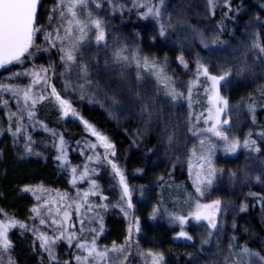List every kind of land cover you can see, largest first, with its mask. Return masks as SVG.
I'll use <instances>...</instances> for the list:
<instances>
[{"label":"snow or ice","instance_id":"obj_1","mask_svg":"<svg viewBox=\"0 0 264 264\" xmlns=\"http://www.w3.org/2000/svg\"><path fill=\"white\" fill-rule=\"evenodd\" d=\"M111 2V0H110ZM164 0H160V4L148 5L143 2L137 3L134 0L133 7L137 9L142 19L151 17L159 26V37L165 38L169 28L174 25L169 21L166 23L163 19L162 5ZM216 0H207L208 10L214 13L216 8ZM86 8V0H58L53 9L48 15L49 24L47 27H38V0H0V69H7V66L14 64H23L27 57H32L33 53L30 51L34 46L43 48L47 51L48 48L42 45H35L34 38L39 34H44L46 45L52 48L58 47L59 59L64 71L60 76L65 79L63 91L68 92L72 87L71 81L66 76L71 73L75 76L78 82L76 87L80 89L78 95L81 100L88 99L89 103H100L109 115L115 118V110L111 105H106L102 101L96 99L94 94H89L86 86L93 84L90 78V72L95 67L99 69V64L90 65L84 59L83 47L89 39L90 27L95 28V43L97 47L101 42L106 43L105 25L100 19L90 21H82L78 17L77 8ZM96 7L100 8L101 4L96 3ZM223 8L226 11L223 13L224 17L231 18L232 0H224ZM143 9V11H141ZM66 10V11H65ZM58 13V17H57ZM91 15V14H89ZM58 19L60 22L54 27L53 20ZM259 22V16L256 17ZM182 23V22H181ZM61 29L63 34L61 35ZM224 29L223 21L221 22L218 32ZM55 33V35L53 34ZM191 33L194 39H199L200 44L207 48L208 41L205 39L204 33L198 28L192 27ZM259 35V34H254ZM212 44L224 43L217 34L212 40ZM259 50L260 55H264V45L259 39L252 42L251 49ZM127 46L116 49L112 53V63L120 66V75L123 78L126 75V70L133 65L136 68V81L139 83L144 79L145 74L150 75L156 82V93L164 92L166 97H169L173 103L183 98V93L178 91L174 83H170L171 77L167 75V58L163 63H159L155 58L149 56H141L139 48H135L130 54ZM247 53H245V56ZM177 61L185 69L188 64L184 59L183 54L177 56ZM107 61L105 67L107 68ZM247 69L245 67L239 68L237 75L244 73ZM52 72L55 76V67H33L25 69L23 72L12 73L7 80L9 83H0V108L8 109L7 116V134L13 139L14 146L21 137L24 140V151L21 157L24 156H40V152H34L32 145L35 141L28 133L30 126L33 131L39 126L45 133L52 136V147L55 149L53 160L57 162V168L60 171H67L69 174L68 183L72 189L75 190V195L69 192H60L58 189H50L44 185H25L20 189L23 193H31L36 200V203L29 209V220L39 221V225L28 224L20 221L12 215H9L5 210L0 209V264H16L15 259L11 255L13 251V243L10 239L9 233L13 229H19L21 235L24 233H31L34 237L33 250H36V241H39L38 249L41 253H47L48 264H58V257L56 254V246L59 242L67 244L68 248H75L74 252L70 253L71 259L65 260L64 264H72V260L76 264H113L115 257H122L119 264H130L129 255L131 252L132 232L135 229L136 233L141 230L139 219L134 221L130 219L131 213L129 210L133 208L132 194L130 187L126 181L124 171L115 162L113 157L116 156L115 145L110 138L98 131L90 122L85 120L77 112L71 99L66 98L57 90L54 80L50 79L48 73ZM222 74L214 75L210 68L200 62L197 58V79L203 75L211 87H205L204 91L207 94L208 104L207 117L204 118V124L210 125L201 129L189 128L194 136L200 133H209L211 136L223 141V151L226 153H233L240 147L238 139H229L225 131L221 129L220 116L227 108L229 101L220 95L219 87L222 81L228 80L232 75L231 68L221 69ZM24 77L29 79L27 85H20L13 81ZM82 81V83H80ZM195 81L188 85L189 98L191 97L192 86ZM99 84L97 82V91ZM8 94L12 101L16 104V111L9 109V100L4 98L2 94ZM76 94V93H73ZM261 94L264 95V89H261ZM107 96V93H105ZM112 100V105L120 104V100L115 96H107ZM135 100L140 102V119L144 120L145 131L153 122V113L150 105L139 92L135 94ZM250 103L248 109L250 113L255 111V101L249 98ZM22 102V103H21ZM48 103L59 111L60 117L72 116L78 119L83 126L85 132L92 139L88 143L83 141H76V148L70 149L68 142L63 135H58L54 129H50L48 125L37 118L38 105ZM25 119L27 123H24ZM199 120V117H198ZM253 122L255 117L253 116ZM223 124H228V120H223ZM4 133V129L0 127V135ZM259 135L264 137V132ZM250 136V134H249ZM175 142V134L167 135V146L172 147ZM201 151L197 157L199 163V171L195 174L193 180V187L198 197L203 198L205 192L213 185V179L216 176L217 169L213 164L212 157L218 148L210 137H205L199 141ZM256 141L246 137L243 140V147L252 152H259L261 149L256 146ZM87 149V151L85 150ZM103 149V153H100ZM70 151H79V155L85 157L82 165L73 166L69 159ZM193 155H196L193 152ZM95 165V166H94ZM100 167H107L110 169V176L112 180L118 183L120 189L119 199L116 203L109 204V197L101 191V187L96 179H92L93 175H99ZM189 171L192 170L191 159L188 163ZM137 171H141L138 169ZM245 180L249 179L247 172H245ZM230 179H235L233 173ZM257 182H264V177L255 176ZM87 182L88 187L81 189L77 185ZM115 187V185H113ZM56 195L53 196L52 193ZM46 195H42L45 194ZM250 195H256L250 193ZM90 197H99L97 200H92ZM189 210L188 215L177 214L176 212H168L165 209L169 220L173 223L178 222L180 230L176 233V238H182L186 241H191L193 237L185 230V225L189 220L196 222L206 221L209 231L206 235H202L200 241L201 248L210 244L215 231L218 229V213L221 211L222 201L214 199L210 203H200L198 200L191 202V195L189 194ZM126 204V207H125ZM109 207L118 208L129 219V237L125 245H117L115 242L108 246H101L98 241L104 231V217L103 212H106ZM241 212L245 211V205L241 204ZM158 209L153 208L152 218L155 219L158 214ZM74 214V216H73ZM50 221V223H49ZM87 221V223H85ZM75 223L80 224V229L75 228ZM99 227H95V225ZM236 225L233 224V228ZM47 229L48 231H45ZM49 231L51 234H49ZM219 247V246H218ZM109 253L114 254L110 256ZM138 254L145 264H163L164 257L159 252H154L149 249L147 252H140ZM218 254V253H217ZM255 258V259H253ZM211 264H217L212 261ZM224 264H264V256L258 252H253L246 245L239 244L237 237L233 235L228 242V252L224 257Z\"/></svg>","mask_w":264,"mask_h":264},{"label":"rangeland","instance_id":"obj_2","mask_svg":"<svg viewBox=\"0 0 264 264\" xmlns=\"http://www.w3.org/2000/svg\"><path fill=\"white\" fill-rule=\"evenodd\" d=\"M58 2V0H42L40 5V22L38 23V27L44 26L47 27L49 24L48 15L53 9L54 5ZM137 3L143 2V0H136ZM87 7L86 8H77V13L79 19L82 21H90L94 19H100L105 25V32H106V43L101 42V44L105 45V50L109 53H113L116 49L121 47L127 46L129 49V53L135 48H139L141 52V56H149L151 58H155L159 63H163L165 58H167V68L166 72L169 77H171L170 83H174L175 87L178 91L182 92L183 98L180 99L182 102H185L189 98L188 94V85L190 82H193V76L197 73V58L199 57L200 62L210 68V71L214 75L222 74L221 69H226L228 63L235 61L233 58L235 56L246 57V59H252L251 53L248 52L246 48V41L249 39V33L247 32L250 22L252 21L255 23L256 17L253 14L252 10L242 9L238 14V19H235L233 28L227 43L223 44V46H219L215 48L210 41L213 37L217 34V30L215 26L211 23V17L209 14V10L207 8V0H164L162 5V11L164 13L163 19L167 23L169 18H171L170 22L174 25L173 28H169L167 35L165 38L159 37V26L156 22L151 18L148 17L147 19H142V22H138L132 28V25L128 23L129 18L132 15V11L136 10L133 7L134 0H102L101 7L97 8L96 4H93V0H86ZM144 3V2H143ZM160 4V3H159ZM66 11V10H65ZM91 14V15H89ZM58 17V13H57ZM60 21L58 19L53 20L52 24L55 27ZM182 22V23H181ZM196 27L201 32L204 33L205 39L208 41L209 46L207 48L203 47L199 39H194L191 33V28ZM95 28L90 27V35L89 39L86 41L85 46L83 47L82 51L84 52V59L90 64L94 66V47H96L95 43ZM55 35V33H53ZM60 34H63L61 29ZM35 45H42L48 48L47 51L43 50V48H38L34 46L31 48V52L33 53L32 57H27L24 60L23 64H14L7 66L8 70L2 69L0 71V83H9L7 77H9L12 73L15 72H23L25 69H29L35 65L37 68L40 66L49 67L50 65L54 66L52 61L49 57V52L54 51L56 53V58L59 61L58 69L55 68V76L51 71H49L48 75L50 79L54 80L56 88L64 95L66 98L71 99L73 105L79 101V91L80 89L76 87L77 81L75 76L71 73H67L66 76L71 81L72 87L68 89V92L65 93L63 91V86L65 84V79L60 76V73L64 71L63 66L59 59V52L57 45L56 48H52L50 45L45 44L44 34L39 33L34 38ZM247 50V55L245 56ZM183 54L185 61L188 64V68L185 69L182 65H180L177 61V56ZM236 61L234 65H236ZM230 65V64H229ZM250 69L248 74L247 83H249L250 87H264V73L257 70L255 67ZM55 67V66H54ZM228 69V68H227ZM232 70V68H231ZM233 71V70H232ZM126 72L128 73V81L130 86L136 85L138 82L136 81V68L133 65L131 68L127 69ZM216 72V73H214ZM61 77L59 79L58 77ZM98 73L95 71V68L90 72V78L93 80V84L90 86H86L89 94H94V84L98 82ZM144 81H146V85L150 96H147L146 99H164L165 103H173L169 97L164 95V92L161 91L159 94L156 93V82L153 77L148 74H145ZM14 83L20 85H27L29 83L28 78L21 77L15 81ZM208 82V81H207ZM229 78L226 81H222L219 87L220 95L223 96L226 100L229 101V104L225 111L221 113L220 116V127L222 130L225 131V134L229 137V139H238L240 141V147L236 149L233 153H226L223 151V141L219 140L216 137L211 136L209 133H200L198 136H188L186 134L178 135L174 131L164 130L157 128L153 130L154 133L148 139H142L145 135V131L142 129H130V132L135 136V140L139 142H144V147H150L152 157L148 163H145V167L149 170V176L143 182H136L134 184L129 185L130 191L132 194V201H133V208L130 211L131 217L133 221L135 219H139L141 230L139 233L135 232L133 229L132 232V243H131V252L129 255L130 264H145V261L141 259L140 255L138 254V250L140 252H147L151 249L154 252H159L163 255L164 261L163 264H166L169 260L168 253H166V249H164L163 245L174 241L180 244H187L191 241H186L182 238H176V233L180 230V226L178 222L173 223L169 220V217L166 216L163 209L160 207L156 191H155V182L159 180L162 176L163 169L168 165H176L177 172L181 175L188 183L189 187L195 194L197 200L200 203H210L214 199H220L218 192L216 191V187L214 184L217 180L224 177L227 171L222 168V162L229 158L237 156L238 154L242 155V158L249 157L251 152L243 147V140L246 137L257 136L259 139L264 140V137L259 135L261 132L253 130L249 124L245 123L242 104L239 101H232V99H242V98H233L231 87L228 85ZM82 83V81L80 82ZM133 83V85L131 84ZM210 84V82H208ZM140 85V84H138ZM211 87V85H210ZM135 88V86H134ZM152 92V93H151ZM76 93V94H73ZM4 95L5 99L9 100V109L11 111H16V104L12 101L11 97L8 94ZM134 97V96H133ZM124 99H128L127 96ZM130 99H133L130 96ZM207 99V97L205 98ZM85 100H88L87 98ZM208 101V99H207ZM163 102V100H162ZM176 101L175 103H177ZM22 103V102H21ZM207 108L205 111V118L207 117V109L210 107L207 104ZM76 107V105H74ZM115 110V122L117 123L119 129L128 130V127L133 125L136 114H127L121 109L117 108L116 106L113 107ZM77 109V107H76ZM8 109L0 108V127L7 132V116L6 112ZM79 113V111L77 110ZM118 112H122L118 113ZM80 115V113H79ZM163 115V114H162ZM235 115V121L231 126H225L222 123L223 120H228L230 125L231 119L230 117ZM60 117V114H59ZM38 118V117H37ZM39 119V118H38ZM62 122L68 123L70 121H78V119L73 118L72 116L61 118ZM197 122L204 124V119L202 120H195L194 124ZM237 122V123H236ZM24 123H27L25 119ZM80 123V122H79ZM188 123L192 124L188 120ZM205 125V124H204ZM210 125H205V127ZM83 127V126H82ZM229 127V128H228ZM53 129V128H50ZM56 131V130H55ZM85 131V130H84ZM58 135L59 132L56 131ZM28 133L31 135L32 139L35 143L32 145L34 152H40L41 155L35 156H27L33 158L35 160H39L42 162H48L53 160V155L55 154V149L52 147V136L48 133H45L42 128L39 126L35 131L32 128L28 127ZM170 133L175 134V142L173 143L172 147L169 148L167 146L166 140L167 135ZM152 134V133H151ZM250 134V136H249ZM210 137V139L218 145V148L215 152V155L212 157L213 164L218 170L216 176L213 179L212 187L205 192V196L203 198L198 197L195 193V189L193 187V180L195 179V174L199 171V161L197 159L201 147H200V139ZM91 139L83 138L80 141L83 143H88ZM153 145V146H152ZM17 148L21 150L23 153L24 151V140L23 137L20 138L19 142L15 145ZM70 149L76 148V143L72 144V147L68 145ZM87 151V149H85ZM193 152L196 155H193ZM100 153H103V149H100ZM73 155V157H71ZM253 158V157H250ZM69 159L73 166L82 165L85 161V157L79 155V151H70L69 152ZM115 160V157H113ZM191 159L192 162V170L191 173L189 171L188 163ZM54 161V160H53ZM249 159L243 160L245 164V168L242 167L239 169V172L245 171L248 169H254L259 172V176L264 177V169H260V167H254L250 164ZM56 162V161H54ZM116 162V161H115ZM57 163V162H56ZM95 166V165H94ZM120 167V166H119ZM259 169L262 171H259ZM69 180V174L65 171ZM230 175V172H228ZM255 177V176H254ZM92 179H96L98 184L101 187V191L109 197V204L116 203V200L119 199L120 196V189L118 183L115 180L111 179L110 176V169L107 167H100L99 175H93ZM151 179V180H150ZM37 185H44L50 189H58L60 192H69L71 195H75V190L71 188L69 183L67 182L64 186L60 185H45L43 183H36L32 184L31 186ZM115 185V187H113ZM255 186L259 188L261 191L264 192V182H257L255 180ZM81 189H86L88 187L87 182L83 184L77 185ZM22 186L21 188H23ZM20 188V189H21ZM19 189V196L26 199L24 208V215L22 217L23 222L28 224H36L39 225V221H32L29 220V209L36 203L35 198L31 193H23ZM42 195H46L42 194ZM53 196L56 195L55 192L52 193ZM0 199H3L0 196ZM92 200H97L99 197H90ZM222 201V200H221ZM126 207V204H125ZM153 208H157L158 214L156 215L155 219L152 218V210ZM0 209L6 211V208L2 206L0 203ZM8 213V211H6ZM221 212V211H220ZM220 212L218 213V224L220 223ZM9 214V213H8ZM14 216L15 214H9ZM74 216V214H73ZM104 217V231L99 238L98 243L101 246H108L111 247L113 242L117 245H125L127 242V238L129 237L128 227H129V219H126L124 214L118 208L109 207L106 212H103ZM263 218H264V209H263ZM50 223V221H49ZM87 223V221H85ZM120 226L122 230L121 237L119 239H115L114 229L115 227ZM80 224L75 223V228L77 230L80 229ZM95 227H99V225H95ZM203 228L207 227L206 221H200L197 223H192L190 220L185 225V230L193 236L194 233L200 235L198 239L201 241L202 235L205 232ZM48 231L47 229H44ZM209 230V229H208ZM20 232V230H19ZM49 234L50 231H49ZM112 234V235H111ZM21 235V232H20ZM111 235V237H110ZM10 239L13 243V251L11 255L17 263V258L15 257V242H18L16 238H12L11 234L9 233ZM34 237L32 234L24 233L19 237V241L24 242L25 244H32L33 246ZM39 241H36V253L42 260H48L47 253H41L38 249ZM194 244V241H193ZM56 254L58 257V263L64 264L65 260L71 259L70 253L75 251V248H68L67 244L64 242H59L56 246ZM110 256L114 254L109 253ZM122 257H115L113 264H119V260ZM255 259V258H253ZM73 264H76L74 260H72ZM194 260H188L186 264H194Z\"/></svg>","mask_w":264,"mask_h":264},{"label":"trees","instance_id":"obj_3","mask_svg":"<svg viewBox=\"0 0 264 264\" xmlns=\"http://www.w3.org/2000/svg\"><path fill=\"white\" fill-rule=\"evenodd\" d=\"M101 2L102 0H93V4H101ZM143 2L148 5H159L160 0H143ZM223 3L224 0H216L217 6L214 13L209 10L211 23L215 26L220 39L224 41V43L217 44H212L210 41L215 48L221 47L228 42L234 21L238 19L240 10L244 8L252 10L255 16H259V22L253 23L251 21L247 30L249 39L246 41V48L251 53L252 59L240 58V56L232 57L237 63L236 65H234L235 61L228 63L226 69L232 68L233 70L231 77H229L228 85L231 87L233 98H242L232 99V101H239L242 104L245 123L249 124L253 130L264 132V95L261 94V89H264V87L262 85L257 88L250 87L246 80L254 64L257 70L264 73V55H260L258 49L255 51L250 50L255 39H259L260 43L264 45V0H232L231 18L224 17L223 13L226 9L223 8ZM39 18L40 8L38 23L40 22ZM129 19L128 23L132 25V28L138 22H142L139 12L136 10L132 11ZM222 21L224 29L222 32H218ZM104 48L105 45L103 44H100L99 47H94V65L99 64L98 70L94 67L99 76V90L97 91V83L94 84V95L97 100L102 101L106 105L116 106L127 114L133 115L135 113L136 117L132 119L134 120L132 121L133 125L128 127L127 131L119 129L115 119L109 115V112L104 107L100 106V103H89L88 100H85L86 98L84 100L79 98L78 103L76 102L74 105H76L80 116L90 122L98 131L107 135L115 145V161L124 171L127 183L131 185L136 182H143L148 178L149 170L145 167V163H148L152 157L150 147H144V142L135 140L136 135L130 132L132 128L145 131V122L140 119V102L135 100V94L139 92L145 98L153 113V122L148 127V130L145 131L142 139H148L154 134L153 130L157 128L174 131L178 135L186 134L191 136L190 127L194 129L205 128L203 123L197 122L194 124L193 122L194 119L198 120V117L199 120H202L206 116L205 111L208 101L205 99L207 94H205L204 89L205 87L210 88V84H208L207 79L203 75H200L199 79H197L196 73L192 77L195 83L192 86L191 97L185 102L179 99L177 103L168 104L164 102V99H146L147 96H150V93L146 92L148 91L146 89V81L143 79L134 85L135 88L130 86L127 77L128 73L126 72V75L123 78L121 77L120 66L112 63V53H109ZM49 57L55 68L58 69L59 61L56 58V53L50 51ZM106 61L107 68L105 67ZM241 67H245L247 70L237 75V71ZM58 78L61 79L60 76ZM131 84L133 85V83ZM105 93H107V96H115L120 100V104L112 105V100L108 99ZM126 96L128 99H124ZM130 96L133 99H130ZM250 97L255 101L254 113H250L248 109V104L251 102ZM118 113L122 114V112ZM253 116L255 117V122H253ZM37 117L44 121L49 128H53L60 135H63L70 147L83 138L92 139L78 121L62 122L59 117V111L48 103L38 105ZM230 119V125L225 124V126L232 127L231 124L237 121L235 115H232ZM188 120L192 121V124L188 123ZM250 139L255 140L257 142L256 146L261 150L259 152L250 151L251 154L246 158L251 160L250 164L252 166L264 169V140L259 139L257 136H251ZM21 154V150L14 146L12 137L4 131L0 135V196L3 198L0 199V203L9 214H15L20 221L24 215L23 210L26 208L25 202H27L25 198L18 195L22 186L43 183L45 185H60L63 187L68 182L65 171L58 170L57 163L53 160L52 162H42L27 156L22 158ZM246 158H242V155L238 154L222 162L223 170L227 171L224 177L228 178L217 180L214 184L222 200V207L219 227L215 231L210 244L205 245L202 249L198 240L200 235L195 233L192 236V243L180 244L171 241L163 245L169 256L166 264H186L190 259L194 260V264H211L212 261H216L217 264H224V257L228 252V242L233 235L237 237L239 244L246 245L253 252H258L264 256V192L254 185V176L260 175L257 170L248 169L239 172L240 168H245L243 160H246ZM138 169L141 171H137ZM260 169L259 171H261ZM162 171V176L155 182L154 186L160 207L165 214V209H167L168 212H176L187 216L190 203L189 194L191 195L192 203L197 201L195 194L187 181L177 172L176 165H168ZM228 172H230V175ZM245 172L249 176L247 181L244 178ZM233 173L235 174L234 180L230 179ZM250 193H255L256 195H250ZM241 204L245 205L246 210L243 212L239 210ZM166 216L168 215L166 214ZM190 222L197 223L194 220H190ZM233 224L236 225L235 228H233ZM203 229L205 231L203 234L206 235L209 230L208 228ZM114 233L115 239L121 237L122 230L120 226L115 227ZM10 234L13 240L14 238L18 240V242H15V257L18 264H48V260L44 261L39 258L31 243L25 244L19 241L21 235L18 228L10 231Z\"/></svg>","mask_w":264,"mask_h":264},{"label":"water","instance_id":"obj_4","mask_svg":"<svg viewBox=\"0 0 264 264\" xmlns=\"http://www.w3.org/2000/svg\"><path fill=\"white\" fill-rule=\"evenodd\" d=\"M41 1L42 0H38V14H39V8H40V5H41ZM31 50V49H30ZM2 69H0V71H1Z\"/></svg>","mask_w":264,"mask_h":264}]
</instances>
